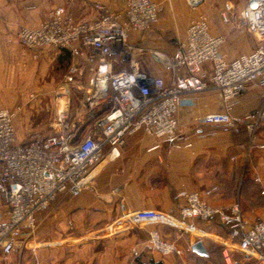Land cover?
I'll return each instance as SVG.
<instances>
[{
  "label": "built area",
  "instance_id": "1",
  "mask_svg": "<svg viewBox=\"0 0 264 264\" xmlns=\"http://www.w3.org/2000/svg\"><path fill=\"white\" fill-rule=\"evenodd\" d=\"M186 2L196 8L202 0ZM95 8L97 17L84 19L58 5L38 25L22 26L10 39L13 45L33 50L35 56L45 48L67 50L88 64L93 84L83 106L94 126L88 134L79 133L81 124L71 107L72 84L83 75L82 64L71 65L51 91L54 115L47 135L21 142L14 125L21 106L0 107V199L6 206L0 213L3 254L27 247L35 236L38 214L48 210L58 197H76L91 188L94 166L108 152H117L127 135L142 131L168 140L172 147L191 148L195 138L213 136L217 130L243 132L247 155L255 148L264 149V143L257 140V130L264 126V96L254 110L237 112L250 84L256 82L264 88V0H246L237 12L219 13L224 22H238L255 37L258 45L251 52L228 60L222 52L224 36L213 34L208 17L199 14L187 26L185 36L175 41L171 53H152L168 79L143 71L132 58L136 47L130 42L133 33H144L159 21L161 2L127 0L118 11H110L104 4ZM116 58L127 59L128 67L114 71ZM206 64L208 69H204ZM36 96L31 93V97ZM105 101L109 103L106 114L95 118L96 107ZM206 127L208 132L203 130ZM254 182L264 194V176H256ZM217 190L215 185L204 194L211 196ZM175 195L176 214L156 209L124 210L106 225V233L153 224L193 233V221L217 217L237 238L234 248L223 251L225 264H237L230 251L264 264V217L249 223L238 202L223 209L211 207L198 191L182 190ZM144 248L164 256L184 253L176 241L165 239L156 229L149 232Z\"/></svg>",
  "mask_w": 264,
  "mask_h": 264
},
{
  "label": "crops",
  "instance_id": "2",
  "mask_svg": "<svg viewBox=\"0 0 264 264\" xmlns=\"http://www.w3.org/2000/svg\"><path fill=\"white\" fill-rule=\"evenodd\" d=\"M126 1L0 0V107H10L11 105H5L6 101L23 98L31 90L29 94H50L62 82L68 68L75 64H82L85 70L72 84L71 93L83 90L87 94L93 84L88 64L64 50L45 48L35 56L33 50L11 44L10 39L20 27L38 25L58 5L66 6L76 18L94 19L98 14L96 4H104L110 11H118L125 7ZM156 1L163 4L159 21L144 33H133L130 42L136 47L132 58L139 62L141 69L165 79L169 76L154 61L153 52L171 53L175 48V41L185 36L187 26L199 14L211 16L215 11L220 13L222 10L230 14L246 4V0H203L192 13H188L184 0ZM220 20L226 23L225 27H213L214 32L209 23V29L213 34L223 35L225 43L227 37L232 36L229 33L234 26L231 22H224L221 16ZM236 29L237 33L230 39L233 41L235 38L237 43L241 39L235 36L241 32V28ZM237 44L223 45L222 52L228 60L253 49L243 51L244 46ZM227 51L233 54L243 52L230 56ZM118 59L113 62L114 71ZM60 66L66 67L64 71H61ZM208 67L209 64L204 65V69ZM26 82L30 85H21ZM247 89L241 98L238 113L242 110H254L264 96V88L256 82ZM101 104L97 107L95 118L102 117L108 110V101ZM85 113L84 108L79 107L75 114L83 135L90 133L94 126L93 118L85 116V120L83 119ZM87 121L90 124L85 125ZM15 128H19L17 121ZM203 130L206 132L210 129L206 127ZM257 133L258 142L264 143V126ZM24 138L23 134L19 138L17 135V139L24 143L32 139ZM246 140L243 132L234 134L217 130L213 136L195 138L191 148H175L168 140L148 136L142 131L127 135L124 145L117 150L119 154L113 156L108 152L94 166L91 188L83 190L76 197L70 196L62 204H55L47 210L44 219L47 234L38 235L41 242L35 238L28 242L30 246H37L35 250L2 253L0 264H206L212 256L210 249L213 243L222 247L224 260L223 251L234 248L237 238L217 217L210 221H193V233L163 224L110 233H106L105 227L124 210L156 209L174 213L175 194L182 190L198 191L211 207L227 209L238 202L243 218L249 223L263 218L264 195L260 193L261 187L254 179L258 175L264 176V149L255 148L248 156L245 154ZM215 185L218 190L211 196H206L204 191ZM5 210L6 206L0 199V213ZM153 229L165 239L176 241L184 250L183 256L172 253L164 256L147 251L144 244ZM44 239L49 243L42 242ZM198 240L202 241L207 255L196 254L191 250V246ZM51 244L59 246H50ZM230 253L235 256L237 252Z\"/></svg>",
  "mask_w": 264,
  "mask_h": 264
},
{
  "label": "rangeland",
  "instance_id": "3",
  "mask_svg": "<svg viewBox=\"0 0 264 264\" xmlns=\"http://www.w3.org/2000/svg\"><path fill=\"white\" fill-rule=\"evenodd\" d=\"M184 2H185V6H186V11H188V13H192L193 9H195V8L190 7L188 5V3L186 2V0H184ZM202 3H203V0L199 5H201ZM206 16H208V20L210 23L211 30L213 29V27L219 28L222 26H224V27L226 26L225 25L226 23L221 22L218 11H215L213 13V15H211V16H209V15H206ZM231 23H233L234 27L231 26L232 29H230L231 32L229 34H232V36H234L237 33L236 28L240 27L241 29H239V30L241 32H238L237 36H235V37L238 39H241V40L238 41L237 42L238 44H237L235 41V38L233 39V41H231L230 38L232 36L230 35L227 37V40L223 45L226 46V45H230V44H234V45H236V44L240 45L241 44L242 46H244L243 51L251 50L252 48H254L258 45L255 37L253 35H251L242 25H240L238 22L236 23L235 21H231ZM212 31H214V30H212ZM245 46H247V47L245 48ZM223 51L226 52L225 49ZM243 51H238L237 53H234V54L229 53L227 51V53L230 56H235L238 53L243 52ZM128 65H129V62L127 59H120L119 58L117 60L116 66H115V70L117 71L122 67H128ZM59 68H61V71L62 70L64 71V69L66 67L60 66ZM86 77L87 76H85V78ZM21 85L25 86V85H30V84H28L26 82V83H22ZM29 93L27 94V96H24L23 98L20 97V98L13 99L11 101H6V104H5V105H11L10 108H15L16 105L21 106V109H20L21 110L20 112H22L21 116H20V112H19L17 114V116H19V118L18 117H16L18 119L15 118L17 121V125L19 126L18 130H16V132H17L16 136L18 135V138H19V135L21 136L22 134H23V137H25L24 139H28L29 137H32L34 135H40V136L47 135V133H49L51 131V124L50 123H51V120H52L53 115H54V110L52 109L51 96H50L52 94L51 93L46 94V95L41 94V95H37L36 97H31V94H29ZM71 94H72L71 95L72 96L71 107L73 108V114H76L79 107L84 108L83 103L87 97V94L84 93L83 90H78V92L71 93ZM34 95H36V94H34ZM2 105H4V104H2ZM84 110H85V108H84ZM97 110H98V108L96 107L95 113L97 112ZM85 116H86V113L84 114V117H83L84 120H85ZM16 121H15V125H16ZM86 124H90V123L87 121V122H85V125ZM85 125L83 127H86ZM79 133H82L81 128L79 130ZM258 137H259V135L257 134V138ZM246 150H247V148H246ZM246 150H245V154H246ZM253 150H255V149H253ZM250 154L251 153H249V155ZM248 156H246V158ZM243 157H245V156L243 155ZM227 158H229V156ZM262 195H264V194H262ZM68 197H70V196L63 195V196L58 197V199L49 207V209L54 207L55 204H62L65 201V199H69ZM46 212H47V210L39 216L37 230L35 232L36 237L34 236L31 240H33L35 238L36 241L41 242L38 235H46L47 234V231L45 228V220H44L45 216H46L45 215ZM42 242H49V241L44 239V241H42ZM36 247L37 246L35 245V246H32L31 248H28V247L20 248V250L28 249V250L33 251V250H35ZM20 250H10V252H19ZM210 250H211L210 253L212 254V256L207 260L206 264H225L224 260L222 258V253H221V251H219L216 244H215V246L211 247ZM2 253H3V251H0V255H2ZM233 259L238 264H257L254 260H251V259H248V258L242 256L241 254H239V252H237L235 254V256L233 255Z\"/></svg>",
  "mask_w": 264,
  "mask_h": 264
},
{
  "label": "water",
  "instance_id": "4",
  "mask_svg": "<svg viewBox=\"0 0 264 264\" xmlns=\"http://www.w3.org/2000/svg\"><path fill=\"white\" fill-rule=\"evenodd\" d=\"M191 250L196 253V254H200V255H207L205 248L203 246L202 241L198 240V242L194 243L191 246Z\"/></svg>",
  "mask_w": 264,
  "mask_h": 264
},
{
  "label": "trees",
  "instance_id": "5",
  "mask_svg": "<svg viewBox=\"0 0 264 264\" xmlns=\"http://www.w3.org/2000/svg\"><path fill=\"white\" fill-rule=\"evenodd\" d=\"M66 53H68L69 54V52L67 51V50H64ZM175 204H177V200L175 201ZM175 214L177 213L176 211L174 212ZM213 218V217H212ZM197 220H199V219H197ZM197 220H195V221H197ZM212 220V219H211ZM202 221V220H201ZM226 229H228V230H230V231H232L228 226L226 227V226H224ZM234 234H236L235 233V231H232ZM217 245V244H216ZM213 246H215V244L213 243ZM217 247H218V249H219V251H221V249H222V247L221 246H218L217 245Z\"/></svg>",
  "mask_w": 264,
  "mask_h": 264
},
{
  "label": "bare ground",
  "instance_id": "6",
  "mask_svg": "<svg viewBox=\"0 0 264 264\" xmlns=\"http://www.w3.org/2000/svg\"><path fill=\"white\" fill-rule=\"evenodd\" d=\"M116 153H117V152H114L112 155L114 156V155H116ZM27 246L32 247V246H34V245H31V246H30V244H28Z\"/></svg>",
  "mask_w": 264,
  "mask_h": 264
}]
</instances>
